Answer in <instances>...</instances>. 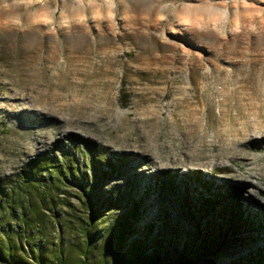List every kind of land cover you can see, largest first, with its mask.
<instances>
[{"label": "rangeland", "instance_id": "rangeland-1", "mask_svg": "<svg viewBox=\"0 0 264 264\" xmlns=\"http://www.w3.org/2000/svg\"><path fill=\"white\" fill-rule=\"evenodd\" d=\"M69 133L264 207V0H0V176Z\"/></svg>", "mask_w": 264, "mask_h": 264}, {"label": "trees", "instance_id": "trees-1", "mask_svg": "<svg viewBox=\"0 0 264 264\" xmlns=\"http://www.w3.org/2000/svg\"><path fill=\"white\" fill-rule=\"evenodd\" d=\"M132 161L69 133L0 176V261L93 264L96 255L101 264H264V207L242 202L238 186L200 171L154 172L140 182ZM188 198L174 217L194 214V223L172 230L171 202ZM150 203L160 210L146 218ZM69 247L76 258L66 255Z\"/></svg>", "mask_w": 264, "mask_h": 264}, {"label": "snow or ice", "instance_id": "snow-or-ice-1", "mask_svg": "<svg viewBox=\"0 0 264 264\" xmlns=\"http://www.w3.org/2000/svg\"><path fill=\"white\" fill-rule=\"evenodd\" d=\"M161 19H163V17H162ZM182 23H183L184 25L191 26V22H190L189 20H187V19L183 20Z\"/></svg>", "mask_w": 264, "mask_h": 264}]
</instances>
